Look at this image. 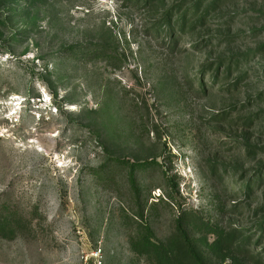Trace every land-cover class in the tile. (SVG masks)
<instances>
[{
  "label": "rangeland",
  "instance_id": "obj_1",
  "mask_svg": "<svg viewBox=\"0 0 264 264\" xmlns=\"http://www.w3.org/2000/svg\"><path fill=\"white\" fill-rule=\"evenodd\" d=\"M3 1L0 264L264 263V0Z\"/></svg>",
  "mask_w": 264,
  "mask_h": 264
},
{
  "label": "trees",
  "instance_id": "obj_2",
  "mask_svg": "<svg viewBox=\"0 0 264 264\" xmlns=\"http://www.w3.org/2000/svg\"><path fill=\"white\" fill-rule=\"evenodd\" d=\"M3 2L15 6L20 3L19 0H4ZM7 229L8 227L0 221V237L10 239L17 234L15 230L11 234V231ZM207 246L212 249L220 247V244L217 242L212 245L207 244ZM133 247L139 255L146 257L150 264H206L185 229H180L178 235L165 243H155L149 238L140 240L135 238ZM259 263L264 264L262 261Z\"/></svg>",
  "mask_w": 264,
  "mask_h": 264
}]
</instances>
